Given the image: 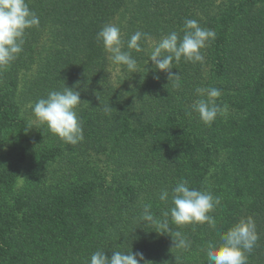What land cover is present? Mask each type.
<instances>
[{"label": "rangeland", "instance_id": "1", "mask_svg": "<svg viewBox=\"0 0 264 264\" xmlns=\"http://www.w3.org/2000/svg\"><path fill=\"white\" fill-rule=\"evenodd\" d=\"M253 1L27 0L40 18V26L28 30L23 52L9 66L0 69L2 109L23 120L29 137L22 143L17 130L0 124V181L8 179L12 169L15 175L13 191L4 192L3 188L2 192V211L13 223L9 235L13 255L5 264H34L40 262L38 258L44 264H84L88 253L87 223L92 215L89 207L99 203L105 207L110 203L112 210L119 208L115 204L116 195L109 202L102 183L112 188L140 189V193H133L139 196L135 202L149 204V184L144 183L148 176L132 174L127 182L115 172L131 165L134 160L131 153L143 142L136 138L133 145L132 141L127 146L118 145L116 153H111L117 135L116 123L119 125L122 117L127 116L125 125L138 127L149 120H146L149 108L156 116L163 114L172 105L166 103L169 89L179 92L173 93L177 108L174 114L178 118H183V112L190 114L191 104L199 98L195 93L197 87L219 88L221 97L217 102L227 106V113L235 111L234 102L244 100V80L238 68L245 72L247 66L245 58L238 60L241 53L238 49L253 58L264 41V2ZM186 18L196 19L202 27L214 30L216 38L203 50V64L184 60L173 63L176 68L173 72L181 76L178 88L169 83L166 73L154 71L150 59L147 63L146 51H132L140 72L129 73L123 68L118 72L96 40L106 23H114L121 28L122 50L128 51L126 43L135 31L149 33L154 41L173 31L182 36ZM216 42L226 46V58L233 61L223 68V76L218 77L214 75ZM187 70L192 76L185 82ZM257 74L261 76L260 72ZM65 87L78 91L82 102L77 114L84 139L77 145L62 142L46 126L32 129L27 126L32 116L30 105L46 98L50 91ZM110 106L113 109L105 114L103 108ZM120 112L117 122L116 115ZM171 114V110L166 112L165 119ZM194 117L200 128L203 123L197 114ZM136 233L140 232H133Z\"/></svg>", "mask_w": 264, "mask_h": 264}, {"label": "trees", "instance_id": "2", "mask_svg": "<svg viewBox=\"0 0 264 264\" xmlns=\"http://www.w3.org/2000/svg\"><path fill=\"white\" fill-rule=\"evenodd\" d=\"M253 2L257 4L264 0ZM223 45L216 42L214 46L217 68L214 71L215 77L223 76V68L233 63L226 58L228 53L226 46ZM235 50L241 52L237 55L238 60L243 57L247 64L245 72L238 68L239 75L244 80L242 95L244 100L234 102L232 108L235 111L218 116L211 126L203 124L197 128L199 125L194 122L196 113L183 112V118H178L174 114V110L177 109L173 103L175 89H169V98L166 99L169 106L172 104L169 110L156 116L149 108V116L148 111L146 114L148 117L146 120H149L138 124V127H128L127 123L125 125L127 116L122 117L121 123L119 125L116 123L114 130L117 131V135L114 136V146L110 149L114 154L118 145L122 146L125 143L127 146L131 141L133 145L136 138L143 139L136 147V151L131 153L134 159L131 165H128L127 169L115 172L127 182H129L127 177L132 174L149 177L145 178L144 183L149 184V204L158 218H162L163 212L172 206L170 199L167 204L159 200L160 191L167 189L171 193V189L181 178L188 180L192 187L211 191L214 196L221 198V204L210 213L217 221L216 228H210L206 223L179 227L173 224L169 217L172 231H181L191 242L187 251L173 250L171 236L156 233L155 227L145 226L140 220L142 205L135 202L139 196H133V193H140V189L135 190L133 187L124 189V186L112 188L102 183L103 189L99 186H95V189L105 190L110 197L109 202L111 197L116 195L115 204L118 203L119 208L112 210L113 206L110 203L105 207H101L100 203L89 207L92 215L87 223L88 253L84 257V264H89L92 253L101 246L105 248L103 250H106L109 258L113 250L124 251L132 248L133 253H142L151 264H207L202 247L208 241L219 244L221 234L238 223L242 217L247 216L253 217L259 236L252 252L246 253L247 264H264V41L259 44L256 57L253 58L242 49ZM234 53L236 52L233 51ZM259 72L261 76H257ZM187 73L185 82L192 76L189 70L185 75ZM176 91L175 95L179 93ZM134 94L137 95L131 93ZM182 102L185 105L189 104L187 101ZM170 110L173 114L165 119L166 112ZM120 116L121 112L118 117L116 115L117 122ZM132 116L135 117L134 111ZM0 124L4 128L17 130L22 143L28 140L23 120L6 113L1 102ZM115 159L117 160V157ZM12 171L13 169L8 179L0 181V264L7 263L13 255L9 242L13 223L6 217V212L2 211V192L4 190L11 192L14 189L15 175ZM95 189L93 188L91 192ZM129 194L132 195L131 198ZM124 198H127V201H124ZM130 205L136 208H131ZM135 231L140 233L133 234ZM90 235L94 237L90 238ZM44 260L47 261V258ZM38 261L40 262L34 264H44L43 259L38 258ZM140 264L144 262L141 261Z\"/></svg>", "mask_w": 264, "mask_h": 264}, {"label": "clouds", "instance_id": "3", "mask_svg": "<svg viewBox=\"0 0 264 264\" xmlns=\"http://www.w3.org/2000/svg\"><path fill=\"white\" fill-rule=\"evenodd\" d=\"M39 26L40 18L30 9L27 0H0V69L6 68L19 57L28 30ZM182 32V36L173 31L154 41L149 33L137 30L126 43L128 51H123L121 28L114 23H106L97 33L96 40L102 45L108 60L117 66L118 72L122 68L129 73L140 72L132 51H146L147 63L150 59L154 71L166 73L169 83L178 88L181 76L172 71L173 63L179 64L184 60L203 64V50L216 38L214 30L202 27L196 19L186 18ZM156 79H159L158 75ZM195 93L199 98L191 104V112L196 113L203 124L211 126L218 116L227 113V106L217 102L221 97L219 88L197 87ZM80 104L82 102L78 91L68 87L52 90L46 98H40L34 105H30L32 116L27 126L30 129L46 126L62 142L77 145L84 139L82 123L77 114ZM112 109L111 106L104 107L103 111L108 114ZM169 199L172 206L163 212L162 218L156 217L151 204L142 205L139 218L145 226L155 227L156 233L171 236L173 250L187 251L191 242L181 231H172L169 217L179 227L206 223L210 228H216L217 221L210 213L221 204V198L214 196L211 191L192 187L188 180L181 178L171 193L167 189L160 191L161 202L167 204ZM258 239L253 217H242L221 234L219 244L208 241L202 251L206 255L207 264H247L246 253L252 252ZM141 261L151 264L142 253H133L132 248L113 250L111 258L106 255V250L98 249L92 253L89 264H140Z\"/></svg>", "mask_w": 264, "mask_h": 264}]
</instances>
